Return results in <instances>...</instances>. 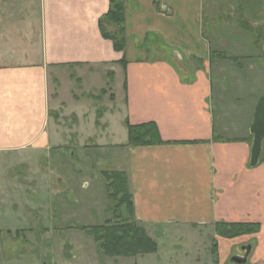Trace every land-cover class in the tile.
I'll return each instance as SVG.
<instances>
[{
  "label": "crops",
  "instance_id": "1",
  "mask_svg": "<svg viewBox=\"0 0 264 264\" xmlns=\"http://www.w3.org/2000/svg\"><path fill=\"white\" fill-rule=\"evenodd\" d=\"M124 4L127 43L116 52L98 27L109 0H0V155L31 167L58 150L72 159L71 146L102 148L110 171L127 175L136 221L155 242L158 228L199 240L209 232L217 264L241 245H251L248 264H264V162L249 167V129L264 97V0ZM212 70L232 75L236 98L214 90ZM125 122L155 124L164 144L127 146ZM218 223L260 231L227 240L215 235Z\"/></svg>",
  "mask_w": 264,
  "mask_h": 264
},
{
  "label": "rangeland",
  "instance_id": "2",
  "mask_svg": "<svg viewBox=\"0 0 264 264\" xmlns=\"http://www.w3.org/2000/svg\"><path fill=\"white\" fill-rule=\"evenodd\" d=\"M258 33L264 38V24L258 26ZM260 41H263L260 46L264 47V39ZM222 72H211L214 90L220 88L235 97L232 87L226 83L231 81L232 75ZM122 82V73H118L116 89L120 100ZM248 89L246 92L252 90ZM81 103L91 107L89 101ZM234 103L239 108L244 101ZM101 104L97 102L96 105L100 107ZM227 111L231 112L230 109ZM220 117L216 114V122L221 121ZM87 120H91V115ZM111 130L115 135L113 142H121L123 133L126 135L122 124L112 125ZM96 142L98 139L91 140L93 146ZM262 144L264 146V142ZM58 151L57 159L54 158L57 155L50 152L31 167L18 164L16 153L14 157L12 154L0 155V264H217L211 255L215 241L207 238L209 232L199 240L195 231L181 228H158L155 254L123 259L102 255L93 236L81 228L116 222L109 206L102 170L109 173L120 171H110L111 165L102 162L100 158L106 155L102 148L79 150L71 146L67 154L74 156L69 160L61 158L66 156L65 151ZM81 159L89 165L81 166ZM40 174L48 178L46 189ZM237 252L239 250L233 254ZM231 257L226 264H231Z\"/></svg>",
  "mask_w": 264,
  "mask_h": 264
},
{
  "label": "trees",
  "instance_id": "3",
  "mask_svg": "<svg viewBox=\"0 0 264 264\" xmlns=\"http://www.w3.org/2000/svg\"><path fill=\"white\" fill-rule=\"evenodd\" d=\"M110 8L98 22L101 36L112 42L116 52H124L126 48L125 4L124 0H109ZM264 39V38H261ZM123 65L125 60L121 61ZM127 130V146L141 147L164 144L155 124L147 123L132 126L125 122ZM264 162V146L259 163ZM107 185L106 191L110 208L116 222H105L93 228H81L88 232L98 246L102 255L110 258H133L155 254L157 244L137 224L134 215L132 196L128 178L124 172H103ZM124 210V211H123ZM260 231L258 224H226L214 225L216 236L233 240L242 236L256 234ZM216 244L212 246V255L216 256Z\"/></svg>",
  "mask_w": 264,
  "mask_h": 264
},
{
  "label": "water",
  "instance_id": "4",
  "mask_svg": "<svg viewBox=\"0 0 264 264\" xmlns=\"http://www.w3.org/2000/svg\"><path fill=\"white\" fill-rule=\"evenodd\" d=\"M250 135L252 136V145L250 149V161L249 167H256L260 160L262 152V143L264 141V97L261 98L254 111L253 122L249 129ZM251 246L242 248L245 251L244 257H233L230 259L232 264H246L247 257L249 255Z\"/></svg>",
  "mask_w": 264,
  "mask_h": 264
},
{
  "label": "flooded vegetation",
  "instance_id": "5",
  "mask_svg": "<svg viewBox=\"0 0 264 264\" xmlns=\"http://www.w3.org/2000/svg\"><path fill=\"white\" fill-rule=\"evenodd\" d=\"M214 243H215V242H214ZM214 243H213V244H214ZM248 246H251V245H245V246H242V245H241V246L239 247V249H238V250H239V253L237 252V254H233L234 256L231 255L232 257H231V256H230V257H231V258H233V257H235V256H236V257H244V255H245V251H242L241 249H242V248H247ZM250 250H251V249H250ZM249 254H250V252H249ZM211 255H212V251H211ZM212 256H213V255H212ZM213 257H214V256H213ZM248 257H249V255H248ZM248 257H247V263H246V264H248ZM214 259H215V262H216V256L214 257ZM231 264H232V263H231Z\"/></svg>",
  "mask_w": 264,
  "mask_h": 264
}]
</instances>
